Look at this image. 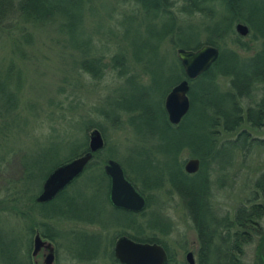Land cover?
<instances>
[{
	"label": "trees",
	"instance_id": "obj_1",
	"mask_svg": "<svg viewBox=\"0 0 264 264\" xmlns=\"http://www.w3.org/2000/svg\"><path fill=\"white\" fill-rule=\"evenodd\" d=\"M113 1L129 7L133 13L129 14L131 21L136 22L138 16L142 17L148 39L143 45L130 42L127 47L117 46L108 63L104 64V54L99 52L98 48L93 51V38L87 27L92 0H0V63L6 68L3 74L0 69V81L11 87L8 92L1 90L0 86V136L5 138L10 134L11 124L13 127H18V121H23L24 126L27 124V120L21 119V70L14 61L15 56L23 58L24 49L31 46L32 31L39 28L54 29L69 55L77 51L80 53L78 67L90 73L93 78L101 76L102 70L109 67L116 71L120 79L127 82H133L141 74L147 77V73L141 71L139 66L143 60L162 66L166 53L159 55V51L162 49L161 45L168 42L178 64L176 73L168 78L167 73L161 72L164 71L162 68L147 77V85H136L140 93L137 102L132 103L128 99L129 94L125 100L114 101L108 112L100 113L114 124H117L122 116H126V124L132 126L135 120L139 119L140 123L135 129L137 132L148 128L152 137L163 142L154 148L164 159L163 171L169 176L168 184L163 179L155 184L149 173L143 171L147 168L152 170L154 166L150 159H156L152 156L153 151L147 152L145 163L149 167H135L131 173L124 170L125 176L145 197L144 209L133 213L114 207L108 195L110 180L103 168L107 159L112 157L103 153V146L101 150L93 153L83 172L52 200L37 202V192H41L47 175L56 166L88 150L87 131L90 127L98 125L86 121L82 143L73 147L68 156L49 166L43 173L38 190H30L27 194L14 190L12 201L26 199L28 203L27 211L22 210L21 215L29 214L33 222H37L38 217L42 220L38 229L29 228L26 235L24 230L14 233L6 245L0 242V262L9 263L15 254H19L21 261L18 264H34L32 235L34 238L38 232L42 237L55 241L57 237H62L55 225L68 222L78 226L76 230L68 232L83 235L82 251L88 253L85 257L70 251L71 256L78 261L93 262L107 257L109 264H120L114 257L113 244L119 236L127 235L136 241L161 244L167 253L165 264H171L167 245L155 235V231L165 234L170 224L166 220V227L163 229L158 225L146 223L149 213L147 209L151 202L149 195H144L145 192L168 185L170 191L180 198L181 205L195 228L198 244L195 264H243L244 246L264 237V163L252 183L249 197L234 209L231 216L213 213V206L209 203L208 175L201 166L211 162L222 169L237 150H241L245 155L252 147H260L264 152V137H250L248 131L249 127L264 126V0H182L178 8L175 7L174 0ZM196 15V23L185 24L187 17ZM237 23L248 27L246 36L237 33ZM133 29L131 27L126 32H135ZM193 29L197 31L193 32ZM109 31L111 32L110 28ZM199 34L204 35L203 41H200ZM188 35L200 37L194 43H187L183 38ZM224 39L231 40L235 47L221 46L219 41ZM100 43L105 51L112 48L109 41ZM203 44L216 46L219 56L206 71L194 79H189V109L178 124H172L164 108V99L174 85L186 78L181 62L176 56V49H196ZM5 52H8V57L4 55ZM137 68L139 72L136 71ZM170 68L167 71H170ZM172 76L174 77L171 78ZM156 92L158 100L152 98ZM49 101L53 102L51 99ZM199 109L204 112L200 122V129L204 132L201 137L205 136L204 139L195 134V125H191L190 132L185 131L187 120ZM223 133H235V137L221 139ZM17 135V131L13 130L11 137L15 139ZM184 150L199 159V169L195 173H187L184 167L182 168L179 157ZM11 153L17 155L21 175H25L29 166L23 159H28L29 155L11 146L6 154L0 152V159H6ZM222 154L224 159L221 158ZM173 155L175 159L172 158ZM34 163L38 166L42 162ZM179 176L186 179L182 181L181 186L173 180ZM85 190L89 197L78 201L75 195L79 196L81 191ZM105 204L115 211L117 218V223L111 227L104 224L101 217ZM151 213L152 211L150 215ZM87 225H96L99 230L87 231L81 228ZM112 227H120L122 230L115 231L103 242L101 248L102 240L107 238L104 237V232ZM146 230L151 233L145 235ZM261 251L263 252L262 248Z\"/></svg>",
	"mask_w": 264,
	"mask_h": 264
},
{
	"label": "rangeland",
	"instance_id": "obj_2",
	"mask_svg": "<svg viewBox=\"0 0 264 264\" xmlns=\"http://www.w3.org/2000/svg\"><path fill=\"white\" fill-rule=\"evenodd\" d=\"M174 1L177 8L182 3V0ZM91 3L92 11L89 14L87 27L93 38V51L98 48L99 52L104 54L102 63H108L109 57L115 52L114 49H117V46L127 47L130 42L143 45L148 39L142 24V17L138 16L136 22L129 19V14H133L128 9L129 7L119 5L113 0H92ZM186 19L185 24H192L197 22L198 17L197 15L189 16ZM131 27L134 28L135 32L132 30L126 32ZM196 31L193 29V32ZM58 35L54 29L39 28L34 32L32 31V43L31 46H26L24 49V57L15 56L14 62L21 70L20 89L22 90L21 111L23 114L21 119L27 120V124L24 126L23 121H18V127L10 125V134L5 138L0 136L2 146L0 152L6 154L11 146H15L18 150L29 155L28 159H23L29 167L28 172L21 175L22 170L17 155L11 153L6 159H0V242L2 245H6L14 233L24 230L26 235L29 228L38 229V224L42 220L38 217L37 222H33L32 216L29 214L21 215L22 210L27 211L28 203L26 199H18L17 202L12 201L14 190L26 194L30 193V190H38L43 173L49 166L68 156L73 147L82 143L86 121H91L92 124L99 126L94 128L103 130V132L101 131L104 141L103 153L105 152V155L117 160L128 173H131L135 167H149L145 163V158H147V152L153 151L152 156L156 159L150 160L153 161L154 167L152 170L147 168L143 171L149 173L152 182L155 184L159 183L161 179L168 184L169 176L163 171L162 162L164 159L158 152H155L154 148L163 142L152 137L148 128L137 132L135 129L138 128L139 119L135 120L132 126L126 124V116H122L118 123L114 124L100 113L108 112L114 101L125 100L129 94L128 99L132 103L137 102L140 99L137 86L140 84L147 85V77L149 78L150 75L162 68L164 71L161 72L167 73L168 78L171 74H175L178 70V64L173 57L170 44L167 42L168 44L161 45L162 49L159 51V55L166 53L162 66L158 63L149 64L143 60L139 66L141 71L147 73V77L141 74L133 82H127L120 79L121 77L117 75L116 71L109 67H105L98 78H93L90 73L84 72L77 65L80 60V53L77 51L69 55V51L64 48ZM199 35H188L183 38V41L194 43L200 36V41H203L204 35ZM103 41H109L112 48L105 51L103 44L100 43ZM219 43L221 46L235 47L229 39L220 40ZM5 54L8 57V52ZM6 63L7 61L4 64ZM168 68L170 71H167ZM0 69L2 74L6 71L3 63H0ZM136 71L139 72V68ZM138 82L140 83L138 84ZM0 86L1 90L5 89L8 92L11 88L10 85L8 86L2 81H0ZM152 98L159 99L157 92L154 97L152 95ZM203 117L204 112L202 110L196 111L187 120L185 131L190 132L191 125H195V134L201 137L204 133L200 129V122ZM92 129L90 127L87 131V142ZM13 130L18 133L15 139L11 137ZM248 131L250 137H264V126L260 128L249 127ZM234 137L235 133L221 134V139H233ZM201 138L204 139L205 136ZM223 157H225L224 154L221 155V158ZM172 158L175 159V156L173 155ZM190 158L194 157L184 150L179 157L182 168ZM36 161H41V165L35 166L34 162ZM263 163L264 152L262 148L252 147L245 155L241 150H237L234 157L222 169L211 162L203 164L201 169L208 175L209 203L213 206V213L231 216L234 209L249 197L252 183L259 175ZM173 180L181 186L183 185L182 181L184 182L186 179L179 176L174 177ZM144 195H149L151 202L147 209L149 213L146 223L158 225L163 229L166 227V220L170 224L169 230L165 234L155 231V235L167 245L171 254V264L186 262V253L189 251L193 253L196 261L198 250L196 231L185 213L178 195L171 192L168 185L145 192ZM75 197L81 201L82 198L89 197V193L86 190L81 191L79 196L75 195ZM114 213L115 211L111 207L107 204L104 205L101 216L104 224L111 227L117 223ZM262 223L264 225V222ZM55 228L62 235L53 241L56 247L55 264H109L107 257L93 262L74 259L70 251L85 257L88 255L82 251L83 235L77 232H68L72 229L76 230L78 226L66 222L56 224ZM81 228L87 231L99 230L96 225H87ZM121 230L120 227H112L104 232V237L107 238L102 240L101 248L105 240H108L115 231ZM150 233L149 230L144 232L145 235ZM42 258L43 256L40 257V260ZM20 259L21 255L15 254L10 262L5 264H18ZM242 263L264 264V237L262 240L256 239L253 243L244 246Z\"/></svg>",
	"mask_w": 264,
	"mask_h": 264
},
{
	"label": "water",
	"instance_id": "obj_3",
	"mask_svg": "<svg viewBox=\"0 0 264 264\" xmlns=\"http://www.w3.org/2000/svg\"><path fill=\"white\" fill-rule=\"evenodd\" d=\"M235 29L242 36H246L249 31L243 23H237ZM176 56L181 62L186 78L174 85L164 99V108L172 124H178L189 109V79H194L206 71L218 58L219 49L210 44H203L196 49L178 47ZM103 146L101 130L93 128L89 134L88 150L56 166L45 178L36 201L44 203L52 200L83 172L93 153L101 150ZM103 168L110 179L109 199L111 204L127 211H142L146 205L145 197L125 176L122 165L117 160L109 158ZM198 169V158H190L184 164V170L187 173H195ZM42 247L46 251L43 256V264H54L53 244L47 239H42V236L36 232L33 238V257L39 253ZM113 252L120 264H165L167 261L166 250L161 244L136 241L127 235H121L116 239ZM186 260L188 264H195L191 251L186 253Z\"/></svg>",
	"mask_w": 264,
	"mask_h": 264
},
{
	"label": "flooded vegetation",
	"instance_id": "obj_4",
	"mask_svg": "<svg viewBox=\"0 0 264 264\" xmlns=\"http://www.w3.org/2000/svg\"><path fill=\"white\" fill-rule=\"evenodd\" d=\"M200 163V162H199ZM124 170V169H123ZM107 175V174H106ZM108 176V175H107ZM110 180V179H109ZM43 185V184H42ZM109 190H110V186H109ZM109 195V194H108ZM117 208V207H116ZM118 209H122V208H118ZM124 210V209H123ZM127 211V210H126ZM129 212H132V211H129ZM141 212V211H140ZM133 213H139V212H133ZM42 239H47V240H49L52 244H53V246H54V256H55V244L53 243V241H51L50 239H48V238H44V237H42ZM33 240V239H32ZM116 241V240H115ZM115 243V242H114ZM114 246V245H113ZM32 249H33V245H32ZM45 249L42 247L41 248V250L39 251V253L33 258V262H34V264L36 263V264H43V258H42V260H40V257L41 256H44V254H45ZM54 264H55V259H54Z\"/></svg>",
	"mask_w": 264,
	"mask_h": 264
}]
</instances>
